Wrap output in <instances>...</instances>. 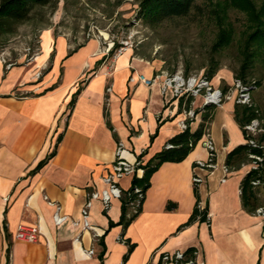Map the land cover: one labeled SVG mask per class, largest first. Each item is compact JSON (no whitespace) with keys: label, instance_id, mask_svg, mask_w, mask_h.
Here are the masks:
<instances>
[{"label":"crops","instance_id":"crops-1","mask_svg":"<svg viewBox=\"0 0 264 264\" xmlns=\"http://www.w3.org/2000/svg\"><path fill=\"white\" fill-rule=\"evenodd\" d=\"M39 44L25 61L7 66L0 59V264H100L99 238L101 264H177L161 255L189 247L193 264H264V214L247 212L240 197V181L253 164L224 168L226 154L245 141L234 98L212 111V167L196 165L209 159L200 139L184 159L165 161L151 174L140 211L126 227L118 223L121 199L113 198L106 210L100 199L92 201V229H83L82 207L91 191L104 187L117 144L127 160L144 164L182 130L189 96L163 88L162 62L132 47L112 60L98 39L74 46L50 30ZM220 72L213 85H232V74ZM140 74L156 81L147 85ZM253 97L261 102L256 91ZM189 107L193 131L202 97H192ZM134 176L121 177L120 188L129 189ZM44 195L60 205L62 222H54L55 208ZM196 201L207 218L187 223ZM19 224L37 225V239H17Z\"/></svg>","mask_w":264,"mask_h":264},{"label":"trees","instance_id":"trees-1","mask_svg":"<svg viewBox=\"0 0 264 264\" xmlns=\"http://www.w3.org/2000/svg\"><path fill=\"white\" fill-rule=\"evenodd\" d=\"M56 1L0 0V37L7 38L15 35L17 27L31 19V11L34 8L53 5ZM256 1L231 0L222 6H220V3H211L210 7H206L205 13L214 21L216 34L215 39L210 45L211 55L208 64L205 66V73H203L207 79L211 80L220 68L215 55L232 43L237 44L239 63L233 70L234 78L240 79L243 83L252 86V101L250 104L235 102L233 116L242 129L245 141L236 145L226 154L224 165L227 170H236L244 164H254V167H251L240 181L242 207L251 213L257 212L259 207L264 209V93L257 92L259 81L253 78L255 62L259 59L264 60V0H261L259 5ZM233 4L242 8L247 14L245 26L240 30V37L238 39L235 38L236 27L229 20L228 16L229 6L234 7ZM193 10L197 12L201 10V7L197 4V0H139L136 16L145 23L157 24L164 20L186 17ZM118 46L115 45L110 53ZM39 48L40 46L37 48V52ZM228 89L229 85H225L223 88L224 91ZM255 91L260 95L261 102L255 101L253 97V92ZM191 99V96L186 98V107H189ZM215 106L216 104L203 105L201 107V120L195 130L191 131L188 126L182 129L178 134L169 139V145L167 144L163 147L144 164H139L142 174L134 176L131 187L123 190L120 196L122 204L119 224L126 227L140 211L145 192L150 185V176L161 163L165 161H181L194 148L203 135L208 132L209 122ZM255 118L260 121L261 130L252 133L246 129L245 125ZM45 160L39 161L36 168H39ZM134 186L140 187L141 196L133 192ZM197 201L187 223L197 218L201 220L207 218L206 209L200 208ZM109 224L113 225L114 223L110 222ZM98 242L102 246L100 253L101 264L104 243L101 238H99ZM132 247L133 244H129L128 251ZM194 251V247L187 248L184 251L185 258H194ZM126 256L125 254L123 258L125 259Z\"/></svg>","mask_w":264,"mask_h":264},{"label":"rangeland","instance_id":"rangeland-1","mask_svg":"<svg viewBox=\"0 0 264 264\" xmlns=\"http://www.w3.org/2000/svg\"><path fill=\"white\" fill-rule=\"evenodd\" d=\"M138 1L57 0L53 5L36 7L31 11V19L17 27L15 35L0 37V58L3 56L11 63L31 58L40 45L42 31L50 30L65 35L74 46L95 38L101 49H112L128 40L135 51L161 61L168 73L181 71L185 76L205 73L216 34L215 23L205 9L211 3L222 6L231 0H197L199 12L193 10L186 17L157 24L138 19ZM256 2L259 5L261 0ZM233 6H229L228 16L236 27L238 39L247 14L239 6ZM237 52V44L232 43L215 55L220 68L213 77H218L222 70L230 72L234 79L233 70L239 63ZM253 78L259 81L257 92L264 93V60L255 62ZM219 80L220 83L223 80L220 75Z\"/></svg>","mask_w":264,"mask_h":264},{"label":"built area","instance_id":"built-area-1","mask_svg":"<svg viewBox=\"0 0 264 264\" xmlns=\"http://www.w3.org/2000/svg\"><path fill=\"white\" fill-rule=\"evenodd\" d=\"M132 47V43L128 40L122 41L119 46L110 53L111 48L102 47V51L110 54L111 59L114 60L119 54H121L125 48ZM7 66L11 65V62H7L3 56L0 58ZM139 81L151 85L156 81V77L147 78L143 74L138 76ZM163 88H171L175 96L187 95L192 97H202V106L205 104H221L225 99L234 98L235 102L250 104L252 101V86L243 83L240 79L234 78L232 85H229V89L224 91L221 87L214 86L211 80L207 79L201 72L199 74L184 75L181 71H176L174 73H166L163 79ZM184 117L180 121L181 129H185L188 126V122L195 117V111L191 107H185L182 111ZM246 129L252 133H255L260 128V121L255 118L252 119L247 125ZM203 144L209 149V159L207 161L197 160L196 165L201 167H212L214 164V144L212 140L208 137V132L203 135ZM169 145V144H168ZM124 147L121 143L117 144L115 149L114 159L111 163L110 169L102 177L104 187L100 190H93L89 193L88 198L82 207L81 213L83 218V229H92V225L88 220L89 209L94 199H100L103 208L106 210L113 198H120L122 194V189L120 188L118 181L121 177L125 175H135L137 176L138 171L141 169L139 164L140 160L135 159L134 161L127 160L123 155ZM256 158L259 159L258 156ZM254 167V164H253ZM226 172L228 171L226 166H224ZM193 181L195 183L201 182V177L198 175L193 176ZM255 183V182H254ZM133 192L141 196V189L139 186H134ZM44 199L54 206L55 211L53 213V220L56 224L62 222L66 215L61 214L60 205L50 200L46 195L43 196ZM258 213L264 214V209L259 207L257 209ZM74 223H77L74 221ZM39 234V228L37 225H26L19 224L17 226L15 237L19 240L24 241H35ZM98 236L97 232L95 233ZM86 254H93L94 250L92 248L84 251ZM195 253V251H194ZM163 261H173L177 264H193L194 258H185L184 251L176 250L173 252L163 253L161 255Z\"/></svg>","mask_w":264,"mask_h":264}]
</instances>
